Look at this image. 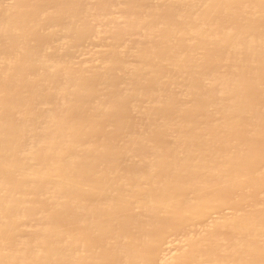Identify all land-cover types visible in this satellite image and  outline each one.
Returning <instances> with one entry per match:
<instances>
[{
	"label": "bare ground",
	"instance_id": "bare-ground-1",
	"mask_svg": "<svg viewBox=\"0 0 264 264\" xmlns=\"http://www.w3.org/2000/svg\"><path fill=\"white\" fill-rule=\"evenodd\" d=\"M263 161L264 0H0V264H264Z\"/></svg>",
	"mask_w": 264,
	"mask_h": 264
},
{
	"label": "rangeland",
	"instance_id": "rangeland-1",
	"mask_svg": "<svg viewBox=\"0 0 264 264\" xmlns=\"http://www.w3.org/2000/svg\"><path fill=\"white\" fill-rule=\"evenodd\" d=\"M2 1H4V0H1V2H2ZM68 1H69V0H68ZM70 3H71V2H70ZM63 4H64V3H63ZM64 5H66V2H65ZM40 7H41V6H40ZM38 9H39V7H38ZM42 9H43V8H42ZM42 9H41V11H42ZM100 10H102V12H103V11L105 12V10H103L102 8H101ZM41 11H39V12H41ZM37 13H38V12H37ZM135 14H138V13H135ZM139 14H140V13H139ZM139 14H138V15H134L133 18H134V19H135V18H138ZM61 18H62V17H61ZM61 18H58V17H57V19H60V21H61ZM57 19H56V21H57V24H58V23H59V22H58L59 20H57ZM62 19H63V18H62ZM54 21H55V20H54ZM54 21H53V22H54ZM61 22L63 23V20H62ZM62 23H61V24H62ZM121 39H122V38H121ZM125 41H127V39H126ZM119 42H120V41H119ZM93 43H94V44L97 43V45H98V42H93ZM93 43H92V44H93ZM122 43L124 44V41H123ZM94 44H93V45H94ZM133 44H135V43H133ZM131 45H132V44H131ZM132 47H133V45H132ZM15 49H16V48H15ZM215 53H216V52H214V54H215ZM236 54H237V53H236ZM234 55H235V54H234ZM217 56H218V55H216V58H217ZM141 57H142V56H141ZM143 57H144V56H143ZM143 57H142V59H143ZM213 59H214V62H215V58H214V57H213ZM135 60H136V59H135ZM206 60L208 61L209 58L206 59ZM211 60H212V59H211ZM137 61H138V60H137ZM134 62H135V61H134ZM214 62H210V60L208 61V65H209L208 68H209L210 73H209V71L207 72V69H208V68H207V69H205V70L199 72V75H200V73H202V75H204V76H211V75H212L211 73L215 74V73L217 72L216 70H217L218 67L214 66V65H216ZM211 67H212V69H211ZM210 69H211L212 71H211ZM165 71H166V70H165ZM165 71H164V76L167 75V73H168L167 71H169V70L166 71L167 73H166ZM205 71H206V73H205ZM218 71H219V69H218ZM203 72H204V73H203ZM162 73H163V71H162ZM170 73H171V72H169V74H170ZM207 73H209L210 75L207 74ZM169 74H168V75H169ZM160 75H161V73H160ZM168 75H167V76H168ZM162 76H163V75H162ZM162 76H161V77H162ZM164 76H163V77H164ZM123 84L126 85V82H124ZM179 84H181V83H178V82L175 83L174 86H173L172 91H175L177 85H179ZM182 84H183V86L185 87V84H184V83H182ZM181 86H182V85H181ZM181 86H178L177 89H180V88L183 89V88H184L183 86H182V87H181ZM101 91H102V90H101ZM103 91H104V90H103ZM169 93H170V92H169ZM163 96H164V94L161 95V97H163ZM153 97H156V95L153 96ZM157 97H159V96H157ZM153 99H154V98H153ZM186 99H187V98H184V99L179 100L178 102H176L177 106H182L183 104H185V103L187 104V103H189V102L191 101V100L189 101V99H187V100H186ZM178 104H179V105H178ZM193 105H196V102H193ZM175 106H176V105H175ZM174 111H175V110H174ZM172 112H173V111H171V113H170V112H169V113L167 112V115L169 114V115L172 116ZM134 113H135V112H132V113H130V116H128V119H129L128 121H130V125H129V126L124 125V126H122L123 128L121 127V129H119V131H120L119 135H120V134H123V135L118 136V137L120 138V139H118V141H120L119 143H121V142L124 143V142L126 141L128 135H134L136 138H139V137L141 136L142 130H143L144 128L147 129V128L149 127V126H147V128H146V123H147V125H149L148 121H147V122L145 121V123H143L144 121H141V122H140L141 125H142V123H143V125L145 124V125H144L145 127H144L143 125L141 126L140 123H139L140 126L137 124V125H138V126H137L138 129H135L134 125L137 123V121L135 120V118H134V119L132 118V117H134ZM173 113H175V115H176L177 112H173ZM131 115H132V116H131ZM164 115H166V113H165ZM175 115H173V116H175ZM178 115H179V113H178ZM178 115H177V116H178ZM175 118H176V117H175ZM132 119H133V120H132ZM134 120H135V122H136L135 124H134V122H133ZM132 123H133V125H132ZM131 125H132L133 127H132ZM130 126H131V127H130ZM127 127H128V128H127ZM139 127H141L142 130H141ZM131 128H132V129H131ZM157 128H158V129H161V128H159V126H158ZM122 130H123V132H122ZM132 130H133V131H132ZM137 130H138V131H137ZM119 131L117 130V132H119ZM130 132H132V133L130 134ZM106 134H107L108 136H107ZM103 135H106V138H105ZM103 135H102V137H104L103 139H107V137L109 138L110 135H112V134H111V133H105V134H103ZM98 138L100 139V137H98ZM121 138H123V139H121ZM237 138L239 139V137H238L237 135H235V134L232 136V139H233V140H234V139H237ZM124 139H125V140H124ZM157 143H159V145H157ZM201 143H202V142H201ZM202 144H203V143H202ZM202 144H200V145L203 146L204 144H203V145H202ZM154 145H156V146H160V145H162V142H160V141H155V142H154ZM200 145H199V146H200ZM197 146H198V144H197ZM199 146H198V147H199ZM137 149H138V150H137ZM137 149H136V152L138 153V152L140 151V147H139V148L137 147ZM248 151H250V150L248 149ZM115 159H116V158H115ZM118 160H119V161H118ZM118 160L116 159V161H117L116 163H118V164H116V165L119 166V164H120V166H119L118 168L121 169V168L124 167V166H123V165H124L123 162H125V161H123L122 158H121V159H118ZM121 160H122L123 162H122ZM113 161H114V162H112V163H115V160H114V159H113ZM119 162H120V163H119ZM108 163H109V162H108ZM261 163H262V162H261ZM261 163L259 162V164H261ZM263 163H264V161H263ZM109 164H111V161H110ZM104 166H105V165H104ZM121 166H123V167H121ZM261 166H263V165H261ZM261 166H260V167H261ZM136 170H137V169H136ZM137 171H138V170H137ZM263 185H264V184H263ZM263 189H264V188L262 187V188H261L262 192H264ZM260 192H261V191H260ZM235 194H236V193H235ZM258 197H259V196H258ZM254 199H255V196L253 197V200H254ZM256 200L258 201V200H260V199H259V198H258V199H257V198L255 199L254 204L256 203V204L258 205V204L260 203V201H259V203H258V202H256ZM227 206H230V205H227ZM227 206H226V208H228ZM246 206H247V205H246ZM232 207H234V206H232ZM248 207H249V206H247L246 208H248ZM224 209H225V207H224ZM228 209H230V208H228ZM231 209L234 210L235 208H231ZM238 209H240V210H244V207H242V208H238ZM245 210H247V209H245ZM245 210H244V211H245ZM224 211H228V210H224ZM230 211H231V210H230ZM242 212H243V211H242ZM246 212H247V211H246ZM169 225H170V224L168 223V227H171V225H170V226H169ZM173 225H174V223H173ZM173 225H172L171 228H173ZM164 226H165V224H164ZM166 228H167V226H166ZM194 231H196V230H193V232H194ZM174 233H175V232H173V234L171 233V236L169 235V237H172V238H171L172 240H174L175 237H176L175 240H176L177 238H178V239H181V237H182V236L184 237V235H185V233L183 234V233H181V232H180V233L176 232V233H175L176 235L173 236ZM177 233H178L179 235H178ZM194 233H195V232H194ZM181 234H183V235L181 236ZM146 235H147V234H146ZM141 236H143V234H142ZM108 237H109V236H108ZM143 237H144V236H143ZM105 238H106V237H105ZM109 238H110V237H109ZM106 239H107V238H106ZM202 251L204 252L203 249H201V252H202ZM199 252H200V250H199ZM201 252H200L199 254H201ZM206 253H207V252L205 251L204 254L202 253V255H205Z\"/></svg>",
	"mask_w": 264,
	"mask_h": 264
}]
</instances>
